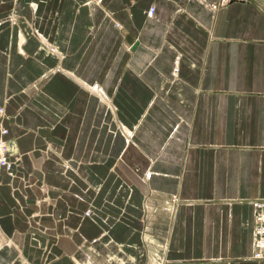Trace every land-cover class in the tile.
<instances>
[{"label": "crops", "instance_id": "1", "mask_svg": "<svg viewBox=\"0 0 264 264\" xmlns=\"http://www.w3.org/2000/svg\"><path fill=\"white\" fill-rule=\"evenodd\" d=\"M94 1L0 0V264H264V0Z\"/></svg>", "mask_w": 264, "mask_h": 264}, {"label": "rangeland", "instance_id": "2", "mask_svg": "<svg viewBox=\"0 0 264 264\" xmlns=\"http://www.w3.org/2000/svg\"><path fill=\"white\" fill-rule=\"evenodd\" d=\"M232 0H217V2H215V3H213V4H211V8H212V10H217V9H219V8H222V7H224V6H226L229 2H231ZM154 10V8L153 7H150L148 10ZM10 19H11V17H10ZM14 20V18H12V20H11V22ZM14 22V21H13ZM127 41H128V43H130L131 42V39L129 38V36L127 37ZM7 116H5V113H4V109H3V107H1L0 106V141H1V138L4 140V142L6 143V146L4 147V148H6L5 149V153H4V157H3V154H0V162L2 161V160H6V162L8 163H10L11 165H12V169L10 170V171H12L13 172V169H14V171H15V168H17V167H20V163H21V155L17 152V150H15V148L12 146L11 147V142H9L8 143V145H7V141L4 139V137L1 135V132H6L7 131V129L6 128H4V126H2V124H1V120H2V118H6ZM2 171H5L6 172V174H8V176H10V171L9 172H7L6 171V169H4V170H1L0 172H2ZM263 201H264V199H259V200H255V202H258L259 204H261V203H263ZM252 205H253V203H252ZM34 215V214H33ZM85 217H92L93 215H94V213L92 212V210H86L85 212H84V214H83ZM257 229V228H256ZM254 230H255V228H254V226H253V239H252V251H253V244L254 245H256L257 244V242H259V239L258 238H254ZM30 231V230H29ZM31 231L32 232H37V233H39V234H46V232L47 231H45V230H40V229H38V228H34V229H31ZM47 233H49V232H47ZM64 233V236H66V237H71L72 236V234L74 233V231L73 230H66V231H64L63 232ZM47 236H49V235H47ZM53 238H56V236L55 235H53ZM50 239V238H49ZM35 248H39L38 246H35V245H33ZM44 246V245H43ZM53 246L52 245H49V246H44V248H41V254H39V256H40V258H39V256H38V260H37V262L35 263V264H52L53 262H54V260L53 259H49L48 257H47V255H48V253L50 252V249L52 248ZM20 251H21V249H20ZM256 255V254H255ZM2 256V255H1ZM19 256H20V254H19ZM252 256H253V254H252ZM40 259V260H39ZM24 260H26V264H30L28 261H27V259L26 258H24ZM18 261H22V258H21V260L20 259H18ZM72 263H74L75 264V262L73 261ZM16 264H18V262L16 263ZM70 264V263H69ZM84 264V263H83ZM86 264V263H85Z\"/></svg>", "mask_w": 264, "mask_h": 264}, {"label": "built area", "instance_id": "3", "mask_svg": "<svg viewBox=\"0 0 264 264\" xmlns=\"http://www.w3.org/2000/svg\"><path fill=\"white\" fill-rule=\"evenodd\" d=\"M5 149L2 151L0 150V154L5 153ZM5 158V157H4ZM11 164L6 162V160H2L0 162V171L6 169L10 171ZM253 209H254V238H258L259 242L256 245L253 244V258L257 260H264V246L261 248V243L264 244V201L263 203L259 204L258 202H253ZM257 228V229H256ZM256 254V255H255Z\"/></svg>", "mask_w": 264, "mask_h": 264}, {"label": "bare ground", "instance_id": "4", "mask_svg": "<svg viewBox=\"0 0 264 264\" xmlns=\"http://www.w3.org/2000/svg\"><path fill=\"white\" fill-rule=\"evenodd\" d=\"M95 2V4L96 5H99V2H100V0H95L94 1ZM31 7H32V9H34L35 11L38 9L37 8V5H36V3H33V4H31ZM153 14H154V10H147V12H146V16L148 17V18H151L152 16H153ZM15 20V19H14ZM13 20V21H14ZM13 21H12V23H13ZM11 22V21H10ZM15 22V21H14ZM21 43V42H20ZM22 44V43H21ZM177 71H178V66L176 65L175 66V68H174V71H173V73H174V75H176L177 74ZM89 93H91V94H93V95H95L96 97H99L100 99H103V101L105 102V103H107L108 105H111L110 104V101L104 96V94H103V92H102V90H101V88L100 87H98L97 85H92V86H89V85H87V84H83L82 82L80 83ZM121 129H122V127H121ZM123 131L124 132H126V136L128 137V138H130L131 137V132H129L127 129H125V128H123ZM7 133H8V131H6V132H1V135L4 137V139H5V136L7 135ZM7 137V136H6ZM127 138V139H128ZM6 146V143L4 142V140L1 138V141H0V150H4V147ZM11 169H12V166H11ZM10 169V170H11ZM7 171V170H6ZM7 172H9V171H7ZM14 173V169H13V172L12 171H10V176L12 177L13 174ZM36 218V217H35ZM262 232H264V230L262 231ZM4 244V243H3ZM3 244H0V246H3ZM6 246H8V244L6 245ZM261 248L264 246V244L263 243H261ZM9 247V246H8ZM9 249V248H8ZM19 251V254H20V257L22 258V262L23 263H25L26 264V260H24V254H23V252H22V250L20 251V250H18ZM86 264H88L87 262H86Z\"/></svg>", "mask_w": 264, "mask_h": 264}]
</instances>
